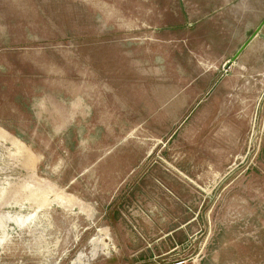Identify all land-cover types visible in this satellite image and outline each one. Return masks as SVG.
Segmentation results:
<instances>
[{
  "label": "rangeland",
  "instance_id": "rangeland-1",
  "mask_svg": "<svg viewBox=\"0 0 264 264\" xmlns=\"http://www.w3.org/2000/svg\"><path fill=\"white\" fill-rule=\"evenodd\" d=\"M211 12L0 0V264H264V95L193 98L244 42Z\"/></svg>",
  "mask_w": 264,
  "mask_h": 264
},
{
  "label": "crops",
  "instance_id": "crops-1",
  "mask_svg": "<svg viewBox=\"0 0 264 264\" xmlns=\"http://www.w3.org/2000/svg\"><path fill=\"white\" fill-rule=\"evenodd\" d=\"M262 2V0H204V5L206 9L212 11L210 16L212 30L216 33L219 32L218 36H221L228 44H230L229 42L242 40L244 41L243 45L261 22L264 21V6H262ZM218 14L220 17H216ZM252 17H258V20H260L258 26L255 29L246 28V18L250 19ZM218 24L221 25L220 28L216 27ZM240 47L227 60L233 63L229 74L222 80L211 83L210 91L207 90L203 93L200 90L201 87H199L195 91L194 100L201 95L207 94L208 97H205L203 101L212 97V102L220 104V111L228 114V116L230 112L235 113L237 111L236 109L230 110V106L237 104L254 105L261 101V96L264 95V25L235 58ZM205 87L208 88L209 86ZM203 101L197 103L194 109L196 120H201L203 116L207 115L208 108L203 104Z\"/></svg>",
  "mask_w": 264,
  "mask_h": 264
},
{
  "label": "water",
  "instance_id": "water-1",
  "mask_svg": "<svg viewBox=\"0 0 264 264\" xmlns=\"http://www.w3.org/2000/svg\"><path fill=\"white\" fill-rule=\"evenodd\" d=\"M264 25V21L261 22V24L256 28V30L252 33V35L248 38V40L240 47V49L238 50L235 58H237V56L242 52V50L250 43V41L258 34V32L260 31V29L262 28V26ZM234 58V59H235Z\"/></svg>",
  "mask_w": 264,
  "mask_h": 264
}]
</instances>
